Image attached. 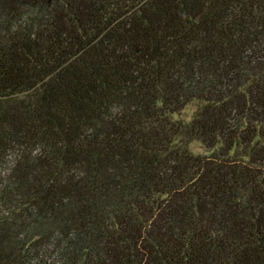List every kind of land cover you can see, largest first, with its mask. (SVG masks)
<instances>
[{
	"label": "trees",
	"instance_id": "1",
	"mask_svg": "<svg viewBox=\"0 0 264 264\" xmlns=\"http://www.w3.org/2000/svg\"><path fill=\"white\" fill-rule=\"evenodd\" d=\"M0 264H264V0H0Z\"/></svg>",
	"mask_w": 264,
	"mask_h": 264
},
{
	"label": "rangeland",
	"instance_id": "2",
	"mask_svg": "<svg viewBox=\"0 0 264 264\" xmlns=\"http://www.w3.org/2000/svg\"><path fill=\"white\" fill-rule=\"evenodd\" d=\"M195 107L190 105L184 109V111L179 116L182 119H189L194 111ZM190 149L195 153H204V148L198 142H192L189 145Z\"/></svg>",
	"mask_w": 264,
	"mask_h": 264
}]
</instances>
